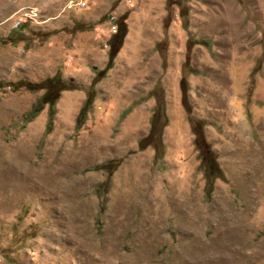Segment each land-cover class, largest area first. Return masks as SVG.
Listing matches in <instances>:
<instances>
[{"label": "rangeland", "instance_id": "obj_1", "mask_svg": "<svg viewBox=\"0 0 264 264\" xmlns=\"http://www.w3.org/2000/svg\"><path fill=\"white\" fill-rule=\"evenodd\" d=\"M0 264H264V0H0Z\"/></svg>", "mask_w": 264, "mask_h": 264}, {"label": "trees", "instance_id": "obj_2", "mask_svg": "<svg viewBox=\"0 0 264 264\" xmlns=\"http://www.w3.org/2000/svg\"><path fill=\"white\" fill-rule=\"evenodd\" d=\"M127 35L126 30L120 29L118 32L112 37L110 40L111 43V52H110V61L108 65V70L113 67V61L121 49L122 43ZM104 72H97V77L94 81V84L96 82L98 83L104 76H102ZM60 75H57L54 78L48 79L45 83H43L41 88H46V92L42 96L40 100H38L31 110L24 115L23 121L24 123H30L32 122L37 115H39L46 106H49V123L47 126V132H50L52 130V125H53V118L55 115V105L56 102L58 101L61 92L63 91H71L78 89V87H74L72 83H68L63 81ZM26 86H28L29 89L31 90H37L40 88L38 85H34L32 83H26ZM95 99V90L93 86H90L87 89V98L86 101L80 110L79 115L77 116L76 119V130H80L82 126L85 124L87 113L92 109L93 103ZM163 110L161 111V116H163ZM166 126V125H164ZM161 130L159 127L154 126L152 128V131L150 133V136L147 138L149 140L148 145H154L156 148V152L160 155L164 153V147L162 143V134ZM192 132L194 133L196 139V147L198 150L201 151V171L203 172L204 179H205V196L209 198L210 194L213 191L214 184L217 180L220 181H225L226 176L220 167L218 161H217V155L214 153L209 145L206 142L203 130H202V125H198L195 122L192 123ZM145 139L142 141L141 147L145 148L146 144H144ZM204 152V154L202 153ZM106 167H104L105 169ZM103 192H100L99 194H102Z\"/></svg>", "mask_w": 264, "mask_h": 264}, {"label": "built area", "instance_id": "obj_3", "mask_svg": "<svg viewBox=\"0 0 264 264\" xmlns=\"http://www.w3.org/2000/svg\"><path fill=\"white\" fill-rule=\"evenodd\" d=\"M18 24H19V22L17 23V25H18ZM17 25H16V26H17Z\"/></svg>", "mask_w": 264, "mask_h": 264}]
</instances>
